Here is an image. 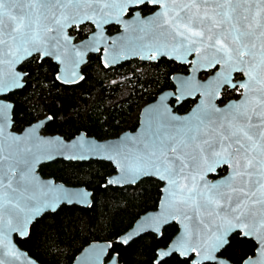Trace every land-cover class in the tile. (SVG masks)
Returning a JSON list of instances; mask_svg holds the SVG:
<instances>
[{
    "label": "snow or ice",
    "instance_id": "1",
    "mask_svg": "<svg viewBox=\"0 0 264 264\" xmlns=\"http://www.w3.org/2000/svg\"><path fill=\"white\" fill-rule=\"evenodd\" d=\"M148 7L155 11L141 16ZM129 9H139L134 21L151 36L142 46L143 59L169 56L190 63L193 72L210 69L214 75L205 83L181 81L180 98L199 92L200 103L185 117L164 107L144 150L131 161L125 158L121 175L109 183L154 175L165 182L166 208L173 207L184 219H189L188 210L206 212L210 226L203 235L193 243L186 226L185 237L173 248L195 253L196 264H219L216 253L230 245L236 231L256 238L264 258V0H0V93L21 86L24 73L15 66L28 58L42 60L68 45L82 57L68 29L86 22L100 28L113 10L120 22ZM90 40L99 42L95 33ZM233 73L244 79L233 82ZM58 79L74 83L83 77L73 70L67 79ZM227 89L243 90L241 100L217 107L214 101ZM8 108L0 101V117ZM3 139L0 126V247L15 255L5 243L7 234L27 235L30 222L56 198L46 203V194L31 191L39 185L35 165L40 155L19 145L27 137H12L17 146L9 145L7 151ZM222 166L229 169L228 176L209 182L207 174ZM244 264H264V259L249 258Z\"/></svg>",
    "mask_w": 264,
    "mask_h": 264
},
{
    "label": "trees",
    "instance_id": "2",
    "mask_svg": "<svg viewBox=\"0 0 264 264\" xmlns=\"http://www.w3.org/2000/svg\"><path fill=\"white\" fill-rule=\"evenodd\" d=\"M112 29L110 26L109 30ZM19 68L26 73L25 84L6 96L14 104V129L21 130L49 116L45 132L70 138L84 130L101 139L133 130L138 124L140 107L172 85L170 73L181 68V64L161 58L138 70L125 63L120 69L131 75L111 82L115 71L103 66L98 55L92 54L82 67L83 79L74 84L58 81L56 64L48 59L29 58ZM187 108L183 102L176 110L183 112ZM225 171V166L220 167L217 175ZM39 172L69 185H84L92 191V204L88 207L62 204L38 217L31 224L28 236H15L18 245L37 261L71 264L86 244L105 240L111 243L106 260L116 252L123 264H189L190 258L176 253L155 261L157 249L165 247L177 232L175 223L164 226L160 236L146 232L127 244L117 241L140 214L156 208L162 185L158 179L145 177L132 185H106V177L114 172V167L108 161L93 159L54 160L40 165ZM255 246L252 239L235 232L230 236V245L219 254L234 264H242L253 254Z\"/></svg>",
    "mask_w": 264,
    "mask_h": 264
},
{
    "label": "water",
    "instance_id": "3",
    "mask_svg": "<svg viewBox=\"0 0 264 264\" xmlns=\"http://www.w3.org/2000/svg\"><path fill=\"white\" fill-rule=\"evenodd\" d=\"M136 11L138 10H135L130 16H126L127 12H125L119 17L120 22H117V13L115 10H113L112 15L109 17V22L103 24L100 28H97L96 25L88 22L93 25V31L90 32L84 39L76 42L73 41L74 36L69 33L68 29V33L72 37V44L76 46L77 50L83 53V56H76L75 51L72 49L71 45H68L67 48L58 50L56 52V55L46 57L51 59L58 65V69L55 75L56 79L65 84H74L80 81L81 79H77L74 83L70 80L69 82H65L64 79H58V77L63 76L67 79L73 70L77 73L78 77H83L81 67L86 62L87 55L92 52L95 53L100 51L101 63L107 68L130 59H139L144 62L156 61L157 59L149 60L142 58L146 54L145 51H142V46L151 39V36L146 35V33L149 31L147 27L135 23L134 15ZM151 13H148L146 15L141 14V16H150ZM125 22H127V27L125 26ZM109 25H117L119 26V30L115 33L109 34L107 32V26ZM141 27H145V31H141ZM94 33L97 35L99 40V42L96 44H92L90 40ZM86 44L88 46L84 47V45ZM57 55L60 56V59L56 58ZM161 57H165L178 63H182L178 60L170 58L169 56H160L159 58ZM193 58L194 57H189V60ZM182 64H188L189 72L187 74L176 73L171 76V79L176 87L175 91L170 89L164 90L160 92L155 99L145 103L139 110L138 124L133 130L126 129L115 136L102 139L96 138L92 135H88L84 131H80L70 138H65L64 136L57 133L44 134L41 132V129L49 120V116L40 118L30 123L29 125L23 127L20 131L14 130L12 128V111L14 104L11 100L7 99L6 96L15 89L23 87V85L25 84L24 79L20 82L21 86L15 87L11 91L0 93V101H2L4 104L10 105V108L6 110L5 116L0 117V126H3L4 130L3 145L6 151L9 150V145H11L12 148H15L17 146V142H14L11 139L12 137H27L26 140L20 141L19 145L22 147L31 148L33 152L39 151L40 155L39 162L35 165V176L38 178L39 185L38 188H34L31 191H35L37 196H40L41 193L46 194V203L48 201H51L53 197L56 198L55 201L51 203L50 207L43 209L42 212L30 222L27 228V235H21L18 231L10 232L7 234L8 239L5 241V243L10 244V246L15 250L16 254L11 255L9 254L7 248L0 247V260H3L4 264H42L18 245L15 240V236H17L18 238H25L26 236H28L31 224L38 217L46 212L55 211L62 204H75L83 207H88L92 204V191L90 189L86 188L84 185L66 184L60 180H56L52 176H43L39 172L40 165L59 159L65 161H88L91 159L105 160L110 162L114 167V172L106 177V185H132L145 177H154L158 179V177L154 175H144L141 178L137 179L134 183H129L126 181L119 183H109L110 180H115L121 175V168L119 165L124 162L125 158L131 161L139 152L144 150V144L152 137V133L156 129L158 121L162 119V116L160 114L164 113V107L170 109L172 115L185 117L189 116L200 103L202 99L201 95L198 100L191 106V108L186 112L179 113L175 110V105L179 104L186 98H194V96L196 95V93L192 95L186 93L182 98H180L179 90L181 88V81H191L194 78L198 83H205L214 75V72L205 79L201 80L199 79L198 74L203 70L193 72L192 65L190 63ZM19 66L20 64L15 66L16 70L22 71ZM5 71H8V69H5ZM22 72L24 73L25 77L26 73L24 71ZM243 79L244 76L236 81H241ZM161 98H163V105L161 104ZM241 98L242 93L239 98L230 100L223 105H219L216 100L214 101V103L217 107L223 108L229 102L240 101ZM171 99H176L174 105L170 103ZM30 132L32 133L31 136H29ZM56 138H59V143L56 142ZM47 141H52V143H44ZM218 169L219 168H217L215 172L207 174L206 178L209 182L215 183L228 176L229 169L227 167L226 172L221 176L217 175ZM158 180L162 183V185L161 194L156 208L147 210L140 214L138 218L132 223V225L117 237V241L122 244H127L131 240L139 237L146 232H152L157 236H160L164 226L170 223H175L178 228L177 232L172 236L165 247H159L157 249V256L155 261L157 262L166 257H169L173 253H176L182 258H190L189 264H196V261L199 258L195 253L186 252L184 254H181L178 251H173V248L177 241H179L182 237H185L186 226L188 238H190L192 242L195 243L203 235L205 227L210 226V218L203 210L201 211L200 215H197L193 211L188 210L189 219H184V217L176 212L173 207L166 208L164 205L166 196V193L164 191L165 182L161 181L160 179ZM41 199H44V197H41ZM170 213L172 215H175V219L171 218ZM201 220H203V223H201ZM236 232H238L239 235L242 236L239 231ZM129 237L130 239H128ZM248 238L252 239L255 242L256 246L253 254L248 255L242 261V264H244V261L248 260L249 258H251L252 260L264 259L260 255L261 248L259 241L254 237ZM124 239H128V242L123 243L122 241ZM110 248L111 243L108 241H91L75 255L71 264H123L119 261L118 254L116 252L112 253V255L106 260ZM222 249H220L219 252L216 253L219 259V264H234L228 258L219 254ZM162 253H166V255H161Z\"/></svg>",
    "mask_w": 264,
    "mask_h": 264
},
{
    "label": "flooded vegetation",
    "instance_id": "4",
    "mask_svg": "<svg viewBox=\"0 0 264 264\" xmlns=\"http://www.w3.org/2000/svg\"><path fill=\"white\" fill-rule=\"evenodd\" d=\"M135 10H139V9H129L128 11H127V13H126V16H130ZM155 9L154 8H152V7H148V8H145L143 11H141V14L142 15H146V14H148V13H151V12H153ZM110 26H112L113 27V29L110 31L109 30V27ZM93 29H94V27H93V25L91 24V23H85V24H83V25H80L79 27H76V26H73L71 29H69V33L71 34V35H73L74 36V39H73V41L74 42H76V41H79V40H82V39H84L86 36H88V34L90 33V32H92L93 31ZM119 30V26H117V25H109V26H107V32L109 33V34H112V33H115V32H117ZM92 54H94V55H98V57H99V59H100V51L99 52H92V53H89L88 55H87V60H88V58H89V56L90 55H92ZM161 58H165V57H161ZM161 58H158L156 61H147V62H144V61H141V60H139V59H130V60H125V61H123V62H121V63H119V64H117V65H115V66H112V67H108V68H111V69H113L115 72H114V77L113 78H111L110 80H111V82H118V81H122L123 79H125V78H127V77H129L130 75H131V72H126V71H124L125 69H120V66L122 65V64H125V63H129V67L131 68V69H133V67H136L138 70L139 69H141L142 67H145V66H148V64L149 63H156V62H158ZM29 59V58H28ZM46 59H48V60H51V59H49V58H43L42 60H46ZM87 60H86V62H87ZM170 60V59H169ZM52 61V60H51ZM173 61V60H172ZM53 62V61H52ZM85 62V63H86ZM100 62H101V59H100ZM174 62H176V61H174ZM54 64H56L55 62H53ZM84 63V64H85ZM178 63V62H177ZM83 64V65H84ZM179 64H181V68H179V69H175V70H173L171 73H170V76H169V78H170V80H171V86L170 87H168V88H164V89H162V90H160L159 92H157V94H156V96L160 93V92H162V91H164V90H168V89H170V90H173V91H175V84L173 83V81H172V79H171V76L173 75V74H176V73H178V74H187L189 71H188V64H182V63H179ZM83 65H82V67H83ZM20 66H21V64H20ZM19 66V67H20ZM56 67H57V69H58V65L56 64ZM82 67H81V71H82ZM122 68V67H121ZM21 69V68H20ZM23 71V70H22ZM56 72H57V70H56ZM214 71L213 70H203V71H200L199 72V74H198V77H199V79H201V80H203V79H205L206 77H208L209 75H211L212 73H213ZM55 75H56V73H55ZM243 76H242V74L241 73H233V81H236V80H239V79H241ZM56 78V77H55ZM227 91V95H224L223 93L220 95V97L218 98V99H216V102L219 104V105H223V104H225V103H227L228 101H230V100H233V99H237V98H239V96L241 95V93H242V90H239V91H236V90H231V89H227L226 90ZM156 96H155V98H156ZM200 97V93L198 92V93H196V95L194 96V98H186V99H184V100H182L179 104H177V105H175V110L177 109V107L178 106H180L183 102H185V105H188V108L185 110V111H183V112H179L178 110H176V111H178L179 113H184V112H186L187 110H189L190 108H191V106L198 100V98ZM154 98V99H155ZM152 101V100H151ZM175 101H176V99H171L170 100V103L172 104V105H174V103H175ZM150 102V101H149ZM145 103H147V102H145ZM144 103V104H145ZM143 104V105H144ZM142 105V106H143ZM141 106V107H142ZM140 107V108H141ZM181 109H183V108H181ZM12 114H13V111H12ZM139 114V113H138ZM46 117V116H45ZM43 118V117H42ZM40 119V118H39ZM38 120V119H37ZM47 123V122H46ZM45 123V124H46ZM45 124H44V126L42 127V129H41V132L42 133H44V134H54V133H56V132H54V133H49V132H45V130H44V128H45ZM27 126V125H26ZM12 128H13V126H12ZM14 129V128H13ZM14 130H16V129H14ZM17 131H20V130H17ZM81 131H84V130H81ZM80 132V131H79ZM78 132V133H79ZM85 132V131H84ZM86 133V132H85ZM57 134H59V133H57ZM61 135V134H60ZM76 135V134H75ZM102 139V138H101ZM226 172V171H225ZM224 174V173H223ZM223 174H221V175H223ZM221 175H218V176H221ZM213 177H215V176H213Z\"/></svg>",
    "mask_w": 264,
    "mask_h": 264
}]
</instances>
